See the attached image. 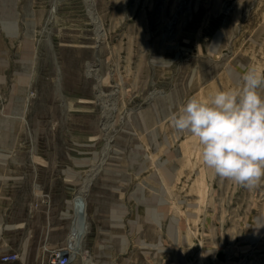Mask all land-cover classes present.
Masks as SVG:
<instances>
[{
    "label": "rangeland",
    "instance_id": "rangeland-1",
    "mask_svg": "<svg viewBox=\"0 0 264 264\" xmlns=\"http://www.w3.org/2000/svg\"><path fill=\"white\" fill-rule=\"evenodd\" d=\"M251 67L264 0H0L5 264L71 247L75 198L70 264H264V179L215 174L172 122Z\"/></svg>",
    "mask_w": 264,
    "mask_h": 264
},
{
    "label": "clouds",
    "instance_id": "clouds-1",
    "mask_svg": "<svg viewBox=\"0 0 264 264\" xmlns=\"http://www.w3.org/2000/svg\"><path fill=\"white\" fill-rule=\"evenodd\" d=\"M264 71L245 70L236 88L220 89L209 98L193 95L173 125L201 145V159L215 174L252 187L264 179Z\"/></svg>",
    "mask_w": 264,
    "mask_h": 264
},
{
    "label": "bare ground",
    "instance_id": "bare-ground-1",
    "mask_svg": "<svg viewBox=\"0 0 264 264\" xmlns=\"http://www.w3.org/2000/svg\"><path fill=\"white\" fill-rule=\"evenodd\" d=\"M83 202V200H82ZM80 200H76L73 201L72 207H75V210L77 212V214L75 215V229L78 230L77 233H73V237L71 239V247L70 249L72 250V253L70 255V260L72 261L73 259H75L76 255V251H78L79 249V241H76L77 238H79V234L84 233L85 231H87V223H86V216L84 214V209H85V204H83ZM74 226V225H73ZM74 241V242H73ZM76 250V251H74ZM87 255V254H86Z\"/></svg>",
    "mask_w": 264,
    "mask_h": 264
},
{
    "label": "built area",
    "instance_id": "built-area-1",
    "mask_svg": "<svg viewBox=\"0 0 264 264\" xmlns=\"http://www.w3.org/2000/svg\"><path fill=\"white\" fill-rule=\"evenodd\" d=\"M77 198H75L74 201H76ZM74 210L73 213V219H72V224H71V233L73 232L74 234L78 232L77 229H75V215L77 214L75 207H72ZM85 214V213H84ZM74 225V226H73ZM19 259V254L17 253H11L8 255H5L4 260L5 261H13ZM71 260H70V244L67 247H63L62 249L58 250L57 252H55L52 256L51 259V264H70Z\"/></svg>",
    "mask_w": 264,
    "mask_h": 264
},
{
    "label": "crops",
    "instance_id": "crops-1",
    "mask_svg": "<svg viewBox=\"0 0 264 264\" xmlns=\"http://www.w3.org/2000/svg\"><path fill=\"white\" fill-rule=\"evenodd\" d=\"M15 253H16V252H15ZM8 254H11V253H8ZM8 254H4V253H3V249L0 248V264H5V262H10V261H5V260H4L5 255H8ZM19 257H20V256H19ZM16 260H18V259H16ZM13 261H15V260H13Z\"/></svg>",
    "mask_w": 264,
    "mask_h": 264
}]
</instances>
